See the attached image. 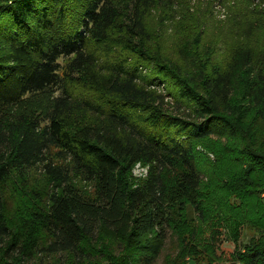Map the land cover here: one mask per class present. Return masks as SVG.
I'll list each match as a JSON object with an SVG mask.
<instances>
[{
	"label": "trees",
	"instance_id": "1",
	"mask_svg": "<svg viewBox=\"0 0 264 264\" xmlns=\"http://www.w3.org/2000/svg\"><path fill=\"white\" fill-rule=\"evenodd\" d=\"M133 2L0 0V264L39 255L57 257V264H155L170 231L178 238L171 264H187V257L197 264L196 247L219 258L220 243L237 247L244 229L252 236L233 255L264 264V41L236 47L226 66L208 70L203 63L196 77L178 76L179 96L198 119L171 116L151 110V95L138 81L172 80V73L160 66L142 75L145 49L131 66L150 0ZM128 10L131 36L112 40L121 49L113 62L118 72L105 75L89 43H110L116 19ZM81 76L111 97L108 125L75 123V108H93L71 101L68 81ZM198 145L214 160L202 156L201 164ZM137 164L147 175L133 182ZM38 166L54 189L47 204L11 214L4 185L25 183ZM77 180L89 183L91 194ZM187 206L206 236L197 237ZM20 220L28 224L22 230ZM104 232L124 243L115 263L102 245Z\"/></svg>",
	"mask_w": 264,
	"mask_h": 264
},
{
	"label": "rangeland",
	"instance_id": "2",
	"mask_svg": "<svg viewBox=\"0 0 264 264\" xmlns=\"http://www.w3.org/2000/svg\"><path fill=\"white\" fill-rule=\"evenodd\" d=\"M117 2L121 6L133 7L135 4L133 0H117ZM130 16L132 14L129 10L123 11V14L116 19L111 29L109 38L111 41L105 47L100 48L94 42L89 43L87 50L95 53L98 58L97 68L105 75L118 72L114 69L113 62L118 60L121 49L113 48L112 40L131 36L130 28L134 22ZM262 21H264V0H150V4L145 6L143 16L145 35L134 36L137 42L136 50L139 53L132 58L131 66H134L136 60L138 62L141 60L142 50L140 49H145L146 57L149 59L138 65L139 72L149 77L161 66L172 73L170 78H174L170 80L159 77V80L150 83L138 81V84L151 95V110L196 121L198 119L196 109L185 99L180 98L177 86L179 80L176 78L186 76L188 73L196 77L195 67H201L203 63L208 66V70L213 64L226 66L231 63L236 47L241 49L247 46L257 48L262 46L264 41V29L261 30ZM241 43L243 45L239 46ZM1 50H6L4 44H1ZM69 61L70 59H64V62ZM192 67L193 70H191ZM68 86L72 94L71 101L77 105L86 102L93 105V108L89 109L75 108L77 113L75 123L109 124L107 104L109 98L111 99L110 96L99 92L88 76H81L80 80L72 81V83L69 80ZM192 86L196 87L195 84ZM99 109L102 110V114L98 112ZM197 152L201 164L207 163L202 156L209 160L215 158L202 145L197 146ZM147 170V166L137 164L131 173L132 181L144 180ZM77 186L91 194L92 188L89 183L77 180ZM3 189L8 211L11 214L21 213L22 215L44 207L48 202V195L54 190L53 185L43 174L42 167L39 166L31 172L25 183L9 182ZM35 193H38V196ZM186 214L188 219L193 220L192 225L195 227L197 221L190 206H187ZM25 225L28 226L24 220L17 221L18 230H22ZM195 230L197 237L207 235L204 225L196 226ZM251 236L252 232L244 229L237 247L233 242L224 239L218 250L219 258L216 255H208L202 245L196 247L197 264H243L233 254L236 249L243 253ZM189 237L187 234L188 240L191 241L192 238ZM102 238L105 251L113 255L112 263L119 261L125 249L123 241L107 232L102 234ZM191 245H194L193 242ZM177 253L178 238L170 231L165 248L155 264H171ZM60 260H63V256ZM186 261L187 264L195 263L190 257H187ZM58 262L57 257L39 255L38 258L24 261L23 264H57ZM101 264L109 263L101 261Z\"/></svg>",
	"mask_w": 264,
	"mask_h": 264
}]
</instances>
